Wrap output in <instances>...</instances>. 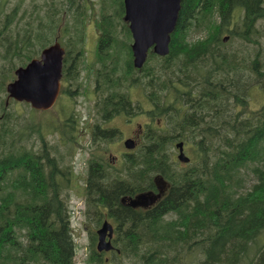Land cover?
Returning a JSON list of instances; mask_svg holds the SVG:
<instances>
[{"label":"trees","instance_id":"1","mask_svg":"<svg viewBox=\"0 0 264 264\" xmlns=\"http://www.w3.org/2000/svg\"><path fill=\"white\" fill-rule=\"evenodd\" d=\"M106 1L111 12L97 23L105 104L117 97L127 113L129 90L139 87L149 122L140 147L112 172L116 179L96 175L106 190L90 201L93 224L110 217L121 228L110 251L98 250L96 231H89L86 264H264V104L248 107L250 91L264 89V0H181L169 52H150L141 69L127 41L128 58L121 57L120 36L131 41L122 0ZM70 7L63 44L81 49L84 11ZM60 8L43 26L13 30L14 11L5 12L0 0V264H76L64 153L42 133L36 139L35 110L11 99L6 105L5 90L14 70L52 42ZM192 29L204 35L190 39ZM225 34L238 37L241 49L228 47ZM62 73L77 85L74 68L65 65ZM139 109L135 104V114ZM180 141L187 162L177 157ZM123 171L129 179L115 174ZM156 176L170 185L156 205L133 211L119 204L125 188L118 184L131 183V193L154 188Z\"/></svg>","mask_w":264,"mask_h":264},{"label":"rangeland","instance_id":"2","mask_svg":"<svg viewBox=\"0 0 264 264\" xmlns=\"http://www.w3.org/2000/svg\"><path fill=\"white\" fill-rule=\"evenodd\" d=\"M103 0H1L2 7L8 14L14 11L11 17L13 30H21L28 24L32 23L33 26H39V24L45 21L49 14L54 8H60L62 14L60 15L62 20H55L53 23L54 35H63L65 24V19L70 18L72 9L70 6L77 5L79 9L83 12L82 19L84 25H80L82 28L81 32L85 33L83 42V56L81 57V69L79 72V77L76 79L77 91L71 95L62 94L56 104L48 110H35L32 112L31 117L35 122L36 132L35 134L42 133L40 138L46 139L48 144L58 143L60 149L64 153L67 166L72 167V175L76 177L71 178L70 186L68 187V209L70 215V223L73 228V236L76 244L75 261L76 264H86L85 258L88 252L89 244V231L93 224L92 220L86 216L82 204V196L80 192L81 178L83 176L82 170L85 164L86 157L89 152H92L91 148H96L94 144L91 143L90 135L86 129V123L93 120L89 117L91 114L90 106L94 103L93 97L90 93V88L93 86V73L95 71L96 65L94 59L96 58L94 49V41L99 33L98 30V20L101 18L102 12L106 10L108 13L109 5L102 3ZM106 12V13H107ZM16 26V27H14ZM84 28V30H83ZM199 30V31H198ZM190 39H196L199 36H203L204 32L201 29H192L190 32ZM226 35V34H225ZM122 50L120 51L121 57L124 59L128 58L127 51L125 49V41L129 44L127 36L122 34L121 36ZM53 40V39H52ZM261 41H263L261 39ZM226 43H229L228 47L240 48L241 41L238 37H232L228 35ZM81 44H79L80 46ZM94 46V49H93ZM249 48L253 49L250 45ZM86 50V52L84 51ZM255 50V45H254ZM94 53H93V52ZM149 56V55H148ZM148 59V58H147ZM154 59L148 60L147 64L152 65ZM145 64V62H144ZM143 64V65H144ZM74 84L70 86L74 88ZM130 96L135 104L139 105V111L143 110V107H149L150 104L144 96V91L139 87H132L130 90ZM67 97V99H66ZM248 107L250 109H258L264 104V89L255 87L250 91L248 96ZM9 107V106H8ZM10 108V107H9ZM21 110V108H20ZM69 118L71 120H69ZM149 122V118L146 114H135L134 118L129 121L125 117L117 116L115 119L108 123L105 122V126H113L118 130V136H115L111 140L104 141L99 145L101 151L111 152L113 156H119L120 149L122 150L123 141L129 137V131L134 132L138 130V124H145ZM131 133V132H130ZM36 139L39 140L38 135ZM66 146V151L63 147ZM174 157L177 151L175 148L172 150ZM118 167L122 166L119 159L116 160ZM251 180V179H249ZM251 182V181H248ZM90 211V209L88 210ZM109 255V253H107ZM111 264V263H104Z\"/></svg>","mask_w":264,"mask_h":264},{"label":"water","instance_id":"3","mask_svg":"<svg viewBox=\"0 0 264 264\" xmlns=\"http://www.w3.org/2000/svg\"><path fill=\"white\" fill-rule=\"evenodd\" d=\"M123 20L128 24L132 35L131 50L133 65L141 68L145 62L148 50L159 55L169 52L171 33L174 31L181 0H123ZM228 35L223 37L226 41ZM64 48L58 41L42 49L39 57H34L25 65L18 66L14 70L15 78L6 84L8 99L12 98L19 102H27L31 107L38 110L49 109L60 91V79L62 76V57ZM127 148L134 147V140L128 138L124 141ZM178 159L188 161L183 152V143L177 142ZM159 178L155 183L160 189L157 194L142 192L135 197H128V204L132 207L144 206L154 202L162 193ZM124 199V198H123ZM112 225L105 221L97 230L98 250H109L112 248L110 240L105 237L112 236Z\"/></svg>","mask_w":264,"mask_h":264},{"label":"flooded vegetation","instance_id":"4","mask_svg":"<svg viewBox=\"0 0 264 264\" xmlns=\"http://www.w3.org/2000/svg\"><path fill=\"white\" fill-rule=\"evenodd\" d=\"M62 36H63V38H62ZM99 36L100 35L98 33L97 37L94 41L95 49L93 46V49H94V52L96 55V58L94 59V63L96 65V68H95V71L93 73V86L90 88V93L93 97L94 103L91 104V106H90L91 114H89V117H92L93 120H92V122L88 121L86 123V129H87L88 134L90 135L91 143L94 144L96 148H91L92 152H89L87 157H86L85 164H84V167L82 170V174H83V176L81 178L82 182L80 184V189H79L81 192L82 200H83L82 204L84 206V209H87L85 214H86V216H88V218H90L92 220V223H93V219L90 216V211H88L89 206H90V201L97 199L98 195L101 193L102 189L106 190V188H103L104 182L102 181V179H97L96 175L99 174L100 178H104L103 174L105 172H107L110 175H112V177H113L112 179H116V177L113 176L114 173H112V172L118 171V169L121 168V167H118L119 165H117L116 160L119 159L121 161V163L123 162L122 163V166H123L124 161L127 160L129 157H131V155L134 154L136 149L138 147H140L139 145L141 143V136L143 134V130H145L144 128H145V124H146V123L145 124L140 123L137 125L138 126L137 131H135V132L133 130L129 131V137H127V138H132L134 140V143H135L134 147H132L131 149L124 147V144H123L124 148L122 150L120 149L119 153H121V155H119V156H113L111 154V152L101 151L99 145H101L104 141L111 140L115 136H118V130L116 129V127L105 126V122L110 123L117 116L125 117L126 120L131 121L135 116V102L133 100L127 101L128 103L130 102V109L127 113L125 112L127 109L125 106L124 107L122 106V111H120V107H119L120 101H119V98H117V97H116V99H112L111 101H109L108 105L105 104V98L106 97L104 98L105 95H103L102 85L97 80V73H98V71H97V68H98L97 55H98V46H99ZM68 37L69 36L66 34L65 35L64 34L63 35H60V34L56 35L55 34V36L53 37V40L50 44L54 43L55 41H58L60 43V45L64 48V54L62 57V69L65 65L71 67L72 69L74 68L77 71V74L79 77V72H80V69L82 66L81 57L83 56L82 46H83L84 38H83L82 42L80 43L81 49L72 48L69 50L63 44L64 39L68 38ZM83 37H85V33L83 34ZM59 39H61V40L59 41ZM50 44H48L47 46H49ZM47 46H45V47H47ZM42 49L40 50L37 57L40 56ZM84 51L86 52V50H84ZM60 84H61L60 85V93L56 99V102L59 100V98L61 97L62 94H68V95L72 96V94H74L78 89L77 86H74V88L70 89V86H72V82L70 81V83L67 84V82L64 81L63 73H62V76L60 79ZM65 86L66 87L68 86V89L64 92V91H62V89ZM129 96H130V93H129ZM66 99H67V97H66ZM56 102L54 103V105L56 104ZM138 112H139V114H141V113L146 114V112L143 113L142 110H140ZM69 120H71V119L69 118ZM106 137H108V138H106ZM123 143H124V141H123ZM67 170H68L67 173L69 174V186H70L71 178L72 177L75 178L76 176L74 174L72 175V172H73L72 167H70V166L67 167ZM115 174L116 175L124 174L126 179H129V176H130L127 173L125 174L124 171L122 173L116 172ZM119 180L120 179L118 178L117 181L121 182ZM116 184H118V183H116ZM112 185H115V183H112ZM115 186H117V185H115ZM117 187L120 188V191H123L122 189L125 188L124 189L125 192L123 194L117 196V198H118L117 200H118L119 204H121L123 207L131 209L133 211H143V210H147V209L153 207L154 205H156L158 203V201L160 199H162V197L169 190L170 185L168 183H165L161 187L162 193L160 194V196L154 202L147 205V207H144V206L132 207V206H130L128 204V197L130 196L131 198H133V197H135V195H137L140 192H149V191L157 194V192H159V190H160L157 186L154 188H145V189H142L139 191L131 190V193L127 192L128 189L133 188L131 183H130V185L127 183L123 184V185L118 184ZM109 190H110V188H109ZM94 197H95V199H94ZM102 213L104 215L107 214V210L105 211L103 209ZM105 221L109 222L112 225L113 237L111 239V243L115 248V244L113 242V239L117 237L118 229L121 228V225L118 222L112 220L110 217H108V218L104 217L99 225L92 224L90 229L97 231Z\"/></svg>","mask_w":264,"mask_h":264},{"label":"bare ground","instance_id":"5","mask_svg":"<svg viewBox=\"0 0 264 264\" xmlns=\"http://www.w3.org/2000/svg\"><path fill=\"white\" fill-rule=\"evenodd\" d=\"M148 215V214H147ZM144 217V216H143Z\"/></svg>","mask_w":264,"mask_h":264}]
</instances>
